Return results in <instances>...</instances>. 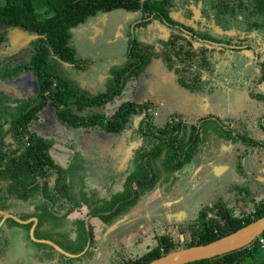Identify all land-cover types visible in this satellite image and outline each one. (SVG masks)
Returning a JSON list of instances; mask_svg holds the SVG:
<instances>
[{"label": "rangeland", "instance_id": "obj_1", "mask_svg": "<svg viewBox=\"0 0 264 264\" xmlns=\"http://www.w3.org/2000/svg\"><path fill=\"white\" fill-rule=\"evenodd\" d=\"M201 9L195 2L180 4L174 8L171 16L176 22L196 31L213 32L218 38L228 39L226 44L191 41L193 47L214 46L215 51H220L221 62L224 64L220 68L223 76L221 83L212 80L209 84L211 87L208 83L202 86L208 87V91L210 88L213 90L212 99L208 94L196 93L198 90L195 93L188 91L176 72L178 64L170 69L161 57L167 48L162 41L172 33L177 34V29L169 28L158 20L139 26V13H128L131 16L114 29L113 17L120 18L122 10L100 12L73 27L71 42L76 57L82 60V66L63 67V75H67L73 85L79 86L81 93H96L100 87L104 89V76H110L113 71L123 67L130 38L134 35L144 51L153 53L144 70V75L149 76L153 82L152 92L148 89L149 81L144 75L129 82L125 90L131 100L140 103L142 110L145 109L142 115L134 119V125H143L144 130L157 133V128L153 126L163 124L169 116L189 124L202 120L203 141L193 159L195 164L174 175L173 170L166 167L164 153H161L153 160L157 179L151 191L144 193L141 189L133 207L113 214L110 221L103 222L100 214L88 215V212L99 209L101 214H106L109 209L115 208L113 205L117 203L124 182L137 170L136 159L145 135L135 134L131 127L128 131L130 145L123 151L110 135L90 133L86 128L73 132L68 126L59 124L52 108L46 106L39 111L38 119L31 122L30 129L54 139L50 154L58 164L67 168L66 177L73 183L71 191L76 196L77 207L63 220H54L48 214L49 218L38 219V213L32 207L15 195L3 191V197L0 198V203L4 205L0 209V264H112L114 260L116 264H126L157 247L158 236L166 231L170 232L173 239L172 250L183 248L189 243L191 237L184 236L179 227L185 222L184 208L188 215L201 205L225 199L229 203L231 215L237 218L254 216V210L264 202V180L259 178L264 176V172L252 171L257 161L264 162V147H258V144L264 143V132L256 130V127H246L243 132L239 127L235 128L232 132L249 138L251 136V140L257 143L231 140L230 147L227 146L230 143L228 140L227 143L217 142L212 133L225 135L229 130L226 128L230 116L226 108L223 107L222 114L216 115L215 104L219 103L217 97L221 96L220 92L226 91V88H244L250 99V94L261 93L259 95L264 96V81L260 79L261 64L264 63L263 37L254 30L245 33L233 30L226 33L217 28L214 30L212 19H205ZM131 24L135 26L132 28ZM128 30L130 34H127ZM14 31L19 34L12 35ZM11 32L7 47L0 50V65L6 58L13 57L14 61H19L28 53V42L24 46L19 45L23 42L19 29H12ZM157 53L161 55L156 56ZM23 79H16L22 88L17 83L15 86L9 83L0 85V147L17 155L21 143L10 129L11 122L26 107L25 102L37 93L36 90L34 93L26 90L30 83H22ZM219 84L223 86L222 91L218 89ZM113 110V107L103 106L98 111L106 113ZM74 111L77 114L90 112L86 108H74ZM253 118L257 119L256 116ZM223 144L226 147L224 149ZM101 154H105L102 158L116 162L115 171L101 170L98 160ZM221 167H226L225 171L220 173L222 175H216ZM5 213L13 214L21 220L36 218L34 237L52 241L66 254L47 243L35 242L30 237L33 220L17 225L9 217L3 218ZM110 256L114 260L110 261Z\"/></svg>", "mask_w": 264, "mask_h": 264}, {"label": "trees", "instance_id": "obj_2", "mask_svg": "<svg viewBox=\"0 0 264 264\" xmlns=\"http://www.w3.org/2000/svg\"><path fill=\"white\" fill-rule=\"evenodd\" d=\"M188 3L189 0H0V50H5L10 42L12 29L37 35L29 42L28 53L23 58L19 61H14L13 57L6 58L0 65L1 86L7 83L15 86L17 83L21 87L20 81L16 82V79L24 78L22 83H30L26 90L33 93L37 91L36 96L25 102L26 107L11 122L10 129L21 143L19 154L7 152L0 147V198L3 197V191L15 195L38 213V219L49 218L48 214L54 220H63L77 207L76 196L71 191L73 183L66 177L67 168L58 164L50 154L54 139L30 129L31 122L38 119L39 111L46 106L52 108L59 124L68 126L73 132L86 128L90 133L110 135L123 151L130 145L128 131L131 127L135 134L145 135L136 159L137 170L127 177L120 196L116 199L120 206L115 201V208L109 209L106 214H101L99 209L88 212V215L100 214L103 222L110 221L113 214L133 207L141 189L144 193L151 191L157 179L153 160L161 153H164L166 167L173 170L174 175L195 164L193 159L203 141L202 120L189 124L185 120L169 116L163 124L153 126L157 128V133L144 130L143 125H134V119L142 115L141 112L145 109L142 110L140 103L131 100L125 90L129 82L142 78L145 67L153 56L152 52L141 48L134 35L130 38L123 67L111 73L104 90L99 88L96 93H81L79 86L73 85L68 76L63 75L65 65L76 68L82 66V60L76 57L75 47L71 42V29L100 12L122 10L139 13V26L158 20L169 28L177 29L179 34L172 33L162 41L167 48L161 57L170 69L178 64L176 72L181 84L194 91L196 81L202 73L214 76L216 65L214 46L193 47L192 39L209 44H226L228 39L218 38L213 32L196 31L176 22L171 16L174 8ZM201 4L202 14L206 19L211 18L216 27L221 30L234 29L238 33L258 31L264 42V0H203ZM209 13L212 14L211 17ZM127 34H130L129 30ZM174 37L177 39L174 40ZM158 55L161 53L156 54ZM261 65L260 79L264 81V63ZM250 96L256 100L262 95ZM103 106L113 107L114 110L106 113L98 111ZM74 108H86L90 112L77 114ZM261 108L264 112V105ZM143 120L144 118L142 122ZM228 137L240 139L246 144L257 143L251 140V136L249 138L243 134ZM104 156L105 154L98 156L101 170L115 171L116 162L102 158ZM224 200L218 199L211 204L201 205L192 214L188 213L186 221L179 226L184 236L191 237L184 247L209 243L264 216V202L254 210V216L237 218L231 215L229 203ZM80 204L81 202L79 208ZM2 207L4 205L0 203V209ZM10 219L17 225L21 224ZM169 233L166 231L158 236L157 247L126 264H148L170 252L173 239ZM258 248L256 238L248 246L187 264H239L253 256ZM109 259L111 261L113 257L110 256ZM112 264H116L115 260Z\"/></svg>", "mask_w": 264, "mask_h": 264}, {"label": "crops", "instance_id": "obj_3", "mask_svg": "<svg viewBox=\"0 0 264 264\" xmlns=\"http://www.w3.org/2000/svg\"><path fill=\"white\" fill-rule=\"evenodd\" d=\"M114 17H113V23H112L113 29L115 27L123 24L121 22V16H120V18H114ZM217 29H219V28H217ZM19 31H20L21 35H23V42L19 45L24 46V44L27 42L29 44L30 41H28V38H29L30 34H27L25 32L23 33V31H21V30H19ZM11 33H10V37H11ZM14 34L16 35V34H18V32L12 33V35H14ZM24 34H26V36H24ZM220 50H221V48H220ZM219 53H220V51H215L216 69L214 71V76L213 75L211 76L210 74H207V73H202V75L200 76L198 81H196L197 87L195 88V90L190 91L187 89L188 91H190L191 93L192 92L195 93V91L198 90V92H196V93H202L205 95L208 94V96L212 99L211 91L213 92V90H211V88H210L208 91V87L203 88L202 86H206L207 83L209 86V84L212 83V80L216 81L217 83L218 82L221 83L223 76L220 72L221 71L220 68L224 64H222V62H221L222 57H220ZM108 77L109 76H104L102 84L104 81L106 83ZM244 79H245V81L248 82V79H246V78H244ZM209 87H211V86H209ZM222 87L223 86L219 84V87H218L219 91H222ZM103 88L105 89V84H104ZM100 89L104 90L101 87H100ZM214 90H216V89L214 88ZM228 90H229V93H228ZM245 90L246 89H244V88L242 90H241V88H230V89L226 88V91L220 92L221 96L217 97L219 103L215 104L218 106V107L215 106V109L217 111L216 115L222 114L223 113V107H225L227 114L230 116L228 118L229 121H227L228 128H226V129H229L228 134H225L227 137L222 133H221L222 135H218V133H215V134L212 133L213 137L215 138V140H217V142L223 141V142L227 143L226 140H228V143H229L231 140L232 141L240 140V139H232V138L228 137L229 135H233L235 137L237 132L235 133L232 131H234V129L238 128V127L242 132L245 130L244 128H246V127H251L252 129L256 127V130H261L264 132V112L261 111V109H262L261 106L264 105V99L257 98L255 100V99L251 98V100H250V97L248 96V92ZM210 104H211V102H210ZM221 105H222V107H221ZM220 107H221V109H220ZM248 116H253V117L256 116L257 119L254 120L253 117H251V119H249V118H247ZM227 146L228 147L232 146L231 142ZM258 147L259 148L264 147V143L258 144ZM222 148L223 149L226 148L224 146V144H223ZM260 162H262V161L259 160V161H257V163H255V166H254L255 168L252 170V171H255V173L264 172V162L263 163H260ZM225 169H226V167L225 168L221 167L219 170L216 171V175H222L223 174L222 172L225 171ZM220 173H222V174H220ZM259 178L261 180H264V176H261ZM183 210H184L185 215L187 216L185 209H183ZM239 264H264V248H258L253 256L247 257L244 261H242V263H239Z\"/></svg>", "mask_w": 264, "mask_h": 264}, {"label": "water", "instance_id": "obj_4", "mask_svg": "<svg viewBox=\"0 0 264 264\" xmlns=\"http://www.w3.org/2000/svg\"><path fill=\"white\" fill-rule=\"evenodd\" d=\"M37 35H30L28 41L36 38ZM144 75V74H143ZM145 79L149 81L148 89L152 92L153 82L151 78L144 75ZM149 78V79H148ZM13 218L18 222L26 223L33 220V225L30 229V237L35 241H41L48 243L55 247L58 251L65 253L61 248H59L55 243L50 240H38L34 237V227L37 223L36 218H30L28 220H21L10 213H5L3 218ZM264 233V216L259 217L248 224L240 227L239 229L224 235L218 239H215L209 243L192 245L189 247H183L176 250H172L166 254L159 256L158 258L152 260L148 264H187L190 262L212 258L224 253L245 247L250 245L256 238Z\"/></svg>", "mask_w": 264, "mask_h": 264}, {"label": "flooded vegetation", "instance_id": "obj_5", "mask_svg": "<svg viewBox=\"0 0 264 264\" xmlns=\"http://www.w3.org/2000/svg\"><path fill=\"white\" fill-rule=\"evenodd\" d=\"M196 2V4H199L200 5V7L202 8V2H203V0H189V2ZM201 14H202V9H201ZM203 15V14H202ZM120 16H121V22L123 21H125L128 17L126 16V13L123 11V12H121V14H120ZM204 16V15H203ZM212 16V14H210L209 13V17H211ZM204 18H205V16H204ZM206 19V18H205ZM214 23V22H213ZM132 26H135V25H133V24H131V27ZM116 28V27H115ZM133 28V27H132ZM214 28H218V27H216L215 26V24H214V26H213V29ZM220 29V28H219ZM215 30V29H214ZM199 31H201V30H199ZM223 32H226V33H228V32H231L232 31V29L231 30H222ZM233 31H235L234 29H233ZM236 33H238V31H235ZM261 83H263V82H261ZM259 94H261V93H259ZM185 209V208H184ZM185 211H187L186 209H185ZM186 218H187V216H186ZM186 218L184 219V221H186Z\"/></svg>", "mask_w": 264, "mask_h": 264}, {"label": "built area", "instance_id": "obj_6", "mask_svg": "<svg viewBox=\"0 0 264 264\" xmlns=\"http://www.w3.org/2000/svg\"><path fill=\"white\" fill-rule=\"evenodd\" d=\"M257 242L259 244V248H264V234L260 235L257 238Z\"/></svg>", "mask_w": 264, "mask_h": 264}, {"label": "bare ground", "instance_id": "obj_7", "mask_svg": "<svg viewBox=\"0 0 264 264\" xmlns=\"http://www.w3.org/2000/svg\"><path fill=\"white\" fill-rule=\"evenodd\" d=\"M126 13V16L127 17H129V16H131L130 14H128L127 12H125ZM121 24V23H120ZM119 26H121V25H119ZM15 32H17V31H14L13 33H15ZM19 34V33H18ZM15 35V34H14Z\"/></svg>", "mask_w": 264, "mask_h": 264}]
</instances>
